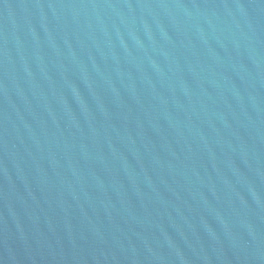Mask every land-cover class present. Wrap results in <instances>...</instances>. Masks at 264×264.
Returning <instances> with one entry per match:
<instances>
[{
  "label": "water",
  "instance_id": "obj_1",
  "mask_svg": "<svg viewBox=\"0 0 264 264\" xmlns=\"http://www.w3.org/2000/svg\"><path fill=\"white\" fill-rule=\"evenodd\" d=\"M0 264H264V0H0Z\"/></svg>",
  "mask_w": 264,
  "mask_h": 264
}]
</instances>
